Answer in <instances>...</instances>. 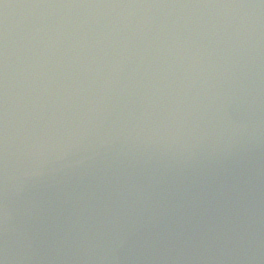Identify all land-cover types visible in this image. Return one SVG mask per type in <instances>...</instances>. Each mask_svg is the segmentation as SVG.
I'll list each match as a JSON object with an SVG mask.
<instances>
[{"label":"water","instance_id":"obj_1","mask_svg":"<svg viewBox=\"0 0 264 264\" xmlns=\"http://www.w3.org/2000/svg\"><path fill=\"white\" fill-rule=\"evenodd\" d=\"M0 264H264V0H0Z\"/></svg>","mask_w":264,"mask_h":264}]
</instances>
